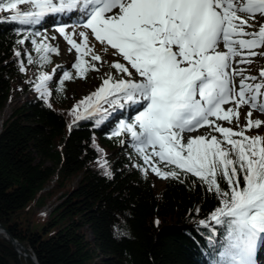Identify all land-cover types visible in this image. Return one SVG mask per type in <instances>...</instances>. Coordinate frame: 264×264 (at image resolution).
Segmentation results:
<instances>
[{"label": "snow or ice", "instance_id": "6c2138e0", "mask_svg": "<svg viewBox=\"0 0 264 264\" xmlns=\"http://www.w3.org/2000/svg\"><path fill=\"white\" fill-rule=\"evenodd\" d=\"M22 4L29 5L28 10H21ZM5 11L21 25L75 12L96 41L123 57L140 79L109 76L97 92L76 106H83L82 113L74 110L76 119L101 112V100L121 108L127 102L138 109L134 122L121 123L114 135L130 134L148 166L142 169L145 174L150 168L162 179L182 183L191 174L219 200L210 219L201 221L205 227L220 226V239L209 238L210 264H257V247L264 244V136L248 137L245 131L264 123L252 119L253 111L264 112V79L253 83L257 76L244 75L245 69L233 64L250 65L252 57H264V51H258L264 49V0H0V13ZM250 27L256 30L246 31ZM58 31L71 46L69 51L78 53L74 66L79 75L88 67L98 71L83 58L93 51L89 35L79 32L82 41L77 43L75 33H68L64 26ZM33 43L41 63L50 62L49 53L59 54L49 44ZM221 45L226 50H219ZM91 60L100 61L101 56L92 55ZM32 62L28 54V63ZM112 67L132 76L123 63L114 62ZM237 76L241 77L238 89ZM259 77L264 78V69ZM70 78L69 72L63 73L58 82L61 89ZM51 80L49 74L38 76L35 88L41 98L52 95L47 87ZM244 105L250 110L243 130L215 123L238 121ZM205 125H215L212 130L221 138L199 135L183 142L184 133ZM159 163L171 170H162ZM212 231L216 232L214 226Z\"/></svg>", "mask_w": 264, "mask_h": 264}, {"label": "trees", "instance_id": "16d2710c", "mask_svg": "<svg viewBox=\"0 0 264 264\" xmlns=\"http://www.w3.org/2000/svg\"><path fill=\"white\" fill-rule=\"evenodd\" d=\"M11 15L0 13V113L20 89L19 80L32 91L41 73L53 71L47 84L52 95L23 103L3 122L0 225L38 264H210L209 238L220 239V226L205 227L201 221L210 219L218 198L191 174L183 183L162 179L150 168L145 174L148 166L124 139L130 134L114 135L127 108L122 113L118 105L101 100V112L76 119L75 107L84 100L70 98V79L62 89L58 83L67 67L55 66L53 53L50 62L41 63L33 41L39 42L42 28L12 22ZM91 77L90 68L79 75ZM259 129L245 135L264 136V131L256 134ZM158 166L171 170L164 163ZM152 175L163 182L159 192ZM59 194L50 217L42 219L36 210ZM0 264L33 262L0 236Z\"/></svg>", "mask_w": 264, "mask_h": 264}, {"label": "rangeland", "instance_id": "374dc122", "mask_svg": "<svg viewBox=\"0 0 264 264\" xmlns=\"http://www.w3.org/2000/svg\"><path fill=\"white\" fill-rule=\"evenodd\" d=\"M20 8H21V10H28L29 5L23 4L22 6H20ZM240 15L244 16L245 18H248L246 13H241ZM64 18H65V21L63 23L57 22V24H54L55 22H53L54 20L56 21V19H57L56 16L47 17V18L43 19L41 24H39V25H41V27L43 29H42L41 35H40L38 40L40 43L49 44L52 47H55L59 50V54H56V53L52 54L53 61L55 63V66L67 67L65 72H69L71 74L70 81L67 84V93L72 100H77V99L85 100L87 97H89L93 93L97 92L98 89L101 86H103L104 80L108 79L109 76H111L114 80H119L121 78L134 79V80L140 79L139 76L135 73V70L131 69L130 65L126 61L123 60L122 56L114 55L113 54L115 52L114 49H112V51L108 50L107 47H110V46L107 45V47H103L104 51L102 52V50L98 51L96 49V47L93 46V43H90V42H88L89 47L92 48L93 51L86 54L83 58H84V60H86L88 62V65L94 64L95 67L98 69V71H94V77L93 78L91 77L88 80H84L82 78H79V73L77 72V70L74 66L75 62H77V60H78V53L75 51V49H72L71 51H69L71 46L64 39L63 34L59 33L58 28L60 26H64L68 33H70V34L75 33L73 38L77 41V43H80L82 41V38L79 36V32H81L80 29L83 30V26H82L83 22L78 21L79 19L82 20V18L79 15H77L76 13L73 15L66 14ZM257 19H259V17H257ZM58 20L63 21L64 19L62 18V19H58ZM44 23H45V27L43 26ZM249 23H252V20L250 18H249ZM72 28H74V29H72ZM255 30H256L255 27L246 28V31H249V32H252ZM93 41H96L95 38ZM219 50H226V49H224L223 46L221 45V48ZM258 51H264V49H261ZM92 55H100L101 60L100 61L91 60ZM251 59H252L253 63H251L250 65H248V64H235V63H234V65L238 69L239 68L245 69L244 75L257 76L258 80L254 81L253 83L259 82L260 79H264V78L259 77L260 70L264 69V57H261L258 55V56L252 57ZM114 62H119V63L125 64V66L129 68V71L132 72V76L128 77L127 74L119 73L116 69H114L112 67V64ZM88 65H85V67H88ZM88 68H90V67H88ZM52 74H53V71H51V73H50L51 77H52ZM240 79H241L240 76L235 77V83H236L237 89L239 86ZM18 84L21 86L20 89L16 90L13 93V95H11V98L9 99L5 109L0 113V130L3 127L2 123L12 116L13 111L16 108H18V106L22 105L24 103V101L25 102H27L28 100L31 101L40 95V93H38L36 91V88H35V90H32V91L27 90L26 87L24 86L25 85L24 82H22L21 80L18 81ZM229 106L230 105H225L224 107L228 108ZM126 107H128L129 109L133 108L132 106H130L126 103V105L122 109H120L119 111L123 113V110ZM76 110H77V112H81V113L83 112V110H81V109H76ZM249 110H250V107L248 105H244L240 108L241 116H240L238 121L234 118L231 123H229L227 121H215V123L219 124L221 126H224V127H231V128H233L234 131H241L245 128V125L247 123L245 114ZM132 113H133L132 118H129L130 122H134V117L138 113V109H136L135 111L130 110L128 114L130 115ZM212 119L215 120V118H212ZM252 119L253 120L260 119V120L264 121V112H261L258 110L253 111ZM121 123H129V122L124 119V121ZM120 124L118 127H120ZM214 126L215 125L210 127L208 125H205L204 127H201L200 129H198L197 131H193L191 133H184V141L183 142L186 143L187 139L190 136L195 137V136H199V135H205V136L214 135V136H217V138H220L221 134L212 130V127H214ZM260 131H264V123H262L261 128L258 131H256V134H258V132H260ZM0 133H1V131H0ZM124 139L128 141V140H131V137L126 136ZM151 177H152V181H153L155 190L157 192H159L163 188V182L161 180H159L154 175H152ZM77 180L73 184L74 186L77 185ZM56 182H57V180H56ZM50 188L52 189L53 187H51V185H50ZM47 189H49V188H47ZM43 193H45V191H43ZM60 196H61V194L49 199L47 204L45 205V207L37 209L36 213H39L41 216H43L42 219H48L49 218L48 216L43 215L45 212L44 210H47L48 212L51 213V208L54 209L58 205V201H59ZM86 230H87V233L89 235L90 240H92V236H91V232H90L89 228H86ZM26 259H28V258H26Z\"/></svg>", "mask_w": 264, "mask_h": 264}, {"label": "water", "instance_id": "95a60500", "mask_svg": "<svg viewBox=\"0 0 264 264\" xmlns=\"http://www.w3.org/2000/svg\"><path fill=\"white\" fill-rule=\"evenodd\" d=\"M0 230H2V232L4 233V234H0V236L9 240L13 244L14 248L16 249V251L20 256H23L24 258H30L33 264H38L36 258L33 255L29 254L28 250L23 245H21L17 240H15L2 225H0ZM19 247L22 248L24 253H21Z\"/></svg>", "mask_w": 264, "mask_h": 264}, {"label": "bare ground", "instance_id": "6f19581e", "mask_svg": "<svg viewBox=\"0 0 264 264\" xmlns=\"http://www.w3.org/2000/svg\"><path fill=\"white\" fill-rule=\"evenodd\" d=\"M51 15H54V14H51ZM50 16V15H49ZM58 17V19H62V18H60L59 17V15L57 16ZM72 29H74V28H72ZM80 31H84V32H86L88 35H89V42L90 43H93V46H95L96 47V49L98 50V51H101L102 50V52L104 51V49H103V47H107V45L105 44V45H101L98 41H93L94 40V36L91 34V30L90 29H85V28H83V30L82 29H80ZM108 48V50H110V51H112V49H111V47H107ZM106 50V49H105ZM106 52V51H105ZM237 59H239V58H237ZM233 66L235 67V65L233 64ZM31 96V95H30ZM25 98V97H24ZM27 99V98H26ZM32 99V98H31ZM28 101H30V100H28ZM24 103H25V101H24ZM2 125H3V123H2ZM1 130H2V128H1ZM0 130V131H1ZM52 208H51V213H52ZM45 212H44V214L43 215H45V216H48V217H50V215H51V213L50 212H48L47 210H44ZM0 234H4L3 232H2V230H0ZM19 250L21 251V253H24V251L22 250V248H20L19 247ZM257 264H264V260L263 261H259V260H257Z\"/></svg>", "mask_w": 264, "mask_h": 264}]
</instances>
